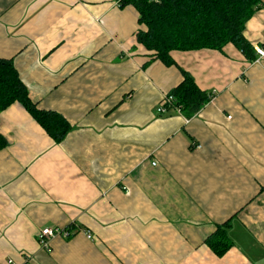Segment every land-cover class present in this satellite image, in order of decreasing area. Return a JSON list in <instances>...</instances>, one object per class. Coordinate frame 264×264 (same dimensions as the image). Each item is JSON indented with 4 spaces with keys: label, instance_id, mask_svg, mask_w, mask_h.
Instances as JSON below:
<instances>
[{
    "label": "crops",
    "instance_id": "crops-1",
    "mask_svg": "<svg viewBox=\"0 0 264 264\" xmlns=\"http://www.w3.org/2000/svg\"><path fill=\"white\" fill-rule=\"evenodd\" d=\"M142 27L121 0H0V58L73 126L57 143L19 102L0 113V264H264V58L172 51L215 97L159 114L183 74ZM244 33L264 43V8ZM229 219L218 256L206 239ZM54 226L79 231L47 251L37 233Z\"/></svg>",
    "mask_w": 264,
    "mask_h": 264
},
{
    "label": "trees",
    "instance_id": "trees-1",
    "mask_svg": "<svg viewBox=\"0 0 264 264\" xmlns=\"http://www.w3.org/2000/svg\"><path fill=\"white\" fill-rule=\"evenodd\" d=\"M127 5L136 8L139 23L144 26L137 31V41L164 64L180 67L183 74V80L169 92L175 97L170 113L176 111L174 107H181V114L192 118L213 98V92L201 89L195 77L178 65L172 51L222 50L232 43L248 60L257 59L244 32L248 21L264 8L262 0H121V6ZM15 102L23 105L57 143L73 127L61 113L39 108L13 58H0V113ZM7 144V138L0 132V150ZM230 220L218 225L206 239L218 256H223L234 244L227 230Z\"/></svg>",
    "mask_w": 264,
    "mask_h": 264
},
{
    "label": "built area",
    "instance_id": "built-area-1",
    "mask_svg": "<svg viewBox=\"0 0 264 264\" xmlns=\"http://www.w3.org/2000/svg\"><path fill=\"white\" fill-rule=\"evenodd\" d=\"M254 49L257 55L256 62H260L261 59L264 58V43L263 44H255ZM215 97V93L213 92V98ZM212 98V99H213ZM175 97L174 95L170 93L163 94L159 105L157 107L159 114H166L169 112L170 109H173L172 103L174 102ZM174 109L181 114V107H174ZM79 231L76 227H60V226H54V227H45L43 229H40L37 233V241L39 245L47 250L50 251L52 249L51 247V241L56 236H61L65 239H70L74 235L77 234ZM89 238H93V236L89 233H87ZM12 262V260H10ZM31 264V263H30Z\"/></svg>",
    "mask_w": 264,
    "mask_h": 264
}]
</instances>
